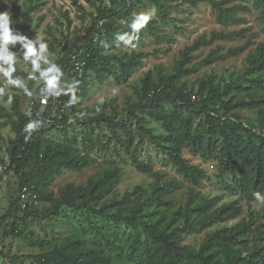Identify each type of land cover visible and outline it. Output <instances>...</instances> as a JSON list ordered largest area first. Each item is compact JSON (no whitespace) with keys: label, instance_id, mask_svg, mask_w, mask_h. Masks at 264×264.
<instances>
[{"label":"trees","instance_id":"obj_1","mask_svg":"<svg viewBox=\"0 0 264 264\" xmlns=\"http://www.w3.org/2000/svg\"><path fill=\"white\" fill-rule=\"evenodd\" d=\"M150 1L162 16L166 15L167 6L161 0ZM208 1L220 23L234 21L232 13L236 6L223 7V1ZM255 1L264 5V0ZM116 4L117 0H109L107 8L101 4L95 7L96 16L88 29L93 37L82 47V52L87 55L84 71H106L115 80H125L128 72L140 63L142 55L117 59L119 73H116L105 68L104 64L109 61V57L101 55L90 45L100 35V22L123 21L129 17L131 1L126 0L123 9H114ZM24 17L27 19L26 14ZM237 35V32H219L211 35L208 40L199 38L182 51L167 75L159 77L155 82L147 73L141 80L138 99L126 102L122 108L123 118L103 112L88 116L86 109L76 111L73 103L71 110L77 114L74 122L83 128L80 131L83 142L102 154V170L97 176L91 177L84 187L65 186L56 199L52 198V192L45 191L53 178L62 169L80 171L90 166L94 158L74 151L71 145H57L43 138L48 126L61 129L64 133L70 126L68 120L58 118L63 97L42 92L46 86L43 79L40 78L42 84L34 92L30 91V83L26 84L31 96L23 89L20 90L23 96L30 99L28 113L31 115L20 112L19 95H8L6 99L11 102V112L16 116L15 137L3 149V157L10 164L15 162L16 169H19L17 192L26 186L36 193L37 199L48 202L50 205L41 212L43 217L57 216L61 210L69 209L83 213L87 219L92 215L129 228L133 232L129 250L138 264H264L263 247L248 242V237L255 232L264 233L262 224L252 225L256 219L252 213L249 220L207 233L196 248L180 243L183 234L236 218L241 211L242 197L212 209V200L197 198L195 190H191L185 204L172 211L167 218L161 197L175 188L176 184L161 182L154 175L150 190L135 187L125 192L120 200L97 207L101 196L113 186L118 177L117 161H129L137 171L150 172V166L138 157V153L144 152L149 145L164 155L175 171L193 186L200 184L204 172L187 162L182 156L183 149L205 161H217L219 174L231 177L230 182L221 180L223 188L228 192L239 193L249 202L254 201V192L264 193V94L257 93L259 90L264 91V45H258L254 53L248 55L242 75L232 83L216 81L213 75L197 79L190 85L181 81L193 71L192 65L189 66L192 51L214 40H225ZM244 49L231 48L222 53L217 47L208 53L202 63L211 64L235 56ZM98 66L101 68L98 69ZM60 72L57 84L62 80L64 70L61 68ZM36 76L39 77V73ZM238 90L243 94L235 98L233 91ZM47 96L55 103L51 110L43 112V118L40 119L37 117L39 101ZM235 109H257V128L247 126L238 115L232 113ZM30 120H42L44 123L24 144L23 136ZM149 120L159 123L163 132L155 133L147 126ZM24 166H27V173L22 171ZM12 208L23 211L21 221L31 215V206L21 210L17 198L9 205L8 212ZM154 215L157 217L153 218ZM8 216L9 213H6L0 221ZM174 222L177 224L174 225ZM14 236H21L31 242L34 240L26 234L16 233ZM106 245L116 248L111 240ZM0 256L11 262L24 258ZM26 257L32 264H110L112 261L102 248L88 246L78 237L66 240L41 254Z\"/></svg>","mask_w":264,"mask_h":264},{"label":"rangeland","instance_id":"obj_2","mask_svg":"<svg viewBox=\"0 0 264 264\" xmlns=\"http://www.w3.org/2000/svg\"><path fill=\"white\" fill-rule=\"evenodd\" d=\"M129 1L132 4L129 17L123 21L105 24L100 22V35L90 44L91 48L98 50L101 55L109 57V61L104 64L105 68L116 73H119L117 59L135 54L142 55L140 63L128 72L125 80H115L106 71L87 70L81 77L70 73L72 56L78 55L77 57L83 60L87 56L82 52V47L93 37V33L88 32V29L96 16L95 7L101 4L107 8L109 0H75L74 3L71 0H0V12L10 13L17 31L30 39L39 36L45 38L49 46V59L64 70L63 78L58 85L64 86L69 83L77 85L74 99L71 93L60 94L65 107L58 118L68 120L70 126L66 128L65 133L61 129L60 131L48 126L43 138L53 144L71 145L74 151L92 156L94 161L80 171L62 169L45 188L46 192H52L53 199L58 197L59 191L65 186L84 187L91 177L97 176L102 170V154L83 142L80 132L83 128L74 122L77 114L71 110L73 103L76 105V111L86 109L88 116L103 112L108 115L114 113L118 118H123L122 108L126 102H135L138 99L144 76L150 73V77L156 82L159 77L167 75L179 60L182 51L193 45L197 39L208 40L211 35L219 32L238 33L237 36L225 40H214L190 53L192 59L189 66L192 65L193 71L181 79L187 85L209 75L215 76L216 81L234 82L242 75L248 55L254 53L258 45H264V5L255 0H215L223 1V7H237L232 13L234 21L226 24L217 20L216 11L208 0H161L163 5L167 6L165 16H162L150 0ZM125 6L126 0H117L113 8L118 10ZM153 7L156 9L155 17L149 19L146 24H141L142 14L148 13ZM217 47L222 53L231 48L245 49L235 56L211 64L202 63L208 53ZM18 49L19 45L12 50ZM17 56L18 62L13 77L23 78L25 84L29 82L30 91L34 92L40 87L42 80L39 77L35 80L28 79L31 67L26 65L22 53H17ZM41 67L44 69L47 65L42 64ZM100 68L101 66H98V69ZM0 88L4 89L0 94V218L9 213L8 218L0 221V254L6 257H24L11 262L8 258L0 256V264L2 262L32 264L26 256L41 254L76 237L88 246L102 248L110 255L112 259L110 264H138L129 250L133 232L122 224L103 221L92 215L87 219L83 213H75L69 209L61 210L57 216L43 217L41 212L50 204L40 199L31 206V215L25 221H21L23 211L12 208L8 212L9 205L17 197L19 169H16L15 162L10 164L3 157V149L15 137L16 121V116L11 112V102L6 97L19 95V109L24 114L28 113L30 99L21 94L22 89L8 85L2 75ZM233 93L235 98L243 94L239 90ZM257 93L264 94V91L259 90ZM42 98L47 100V104L40 106L37 113L40 119L43 118V112L51 110L55 103L51 97ZM232 113L238 115L247 126L257 128V109H235ZM147 126L155 133L163 132L160 124L153 120H149ZM182 156L190 165L204 172L198 186H193L178 174L167 158L149 145L144 152L138 153V157L150 166V172L137 171L129 161H117L118 177L113 186L101 196L97 207L120 200L125 192L135 187L150 190L154 175H157L161 182L176 184L175 188L161 197L165 203L164 212L167 218L172 211L185 204L191 190H195L197 198L212 200V209L242 197L241 211L236 218L212 223L203 230L183 234L180 237L182 244L196 248L207 233L249 220L251 213L256 215L252 225L264 226V206H257L254 201L249 202L245 196L225 190L221 180L230 182L231 177L219 174L217 161H205L187 149H183ZM22 171L27 173V166H24ZM156 217L154 215L153 218ZM173 224L176 225L177 222ZM16 233L29 235L34 240L31 242L21 236H14ZM110 240L116 248L106 245ZM248 242L264 249V233L255 232L248 237Z\"/></svg>","mask_w":264,"mask_h":264},{"label":"clouds","instance_id":"obj_3","mask_svg":"<svg viewBox=\"0 0 264 264\" xmlns=\"http://www.w3.org/2000/svg\"><path fill=\"white\" fill-rule=\"evenodd\" d=\"M156 9L153 7L148 13L142 14L140 17L141 24H146L149 19L155 17ZM14 22L11 19L10 13L0 12V75L6 79V83L10 86H14L19 89H23L29 96L31 92L27 90L25 81L23 78L16 76L13 77V73L16 71L15 65L18 62L17 53L23 54V60L31 66V72L28 79L35 80L38 77L35 73H39V78L45 82V88L42 92L48 95L59 96L62 92L64 94H72V98H75V90L77 85L75 83H69L61 86L57 84L60 78L61 72L58 65L49 59L48 44L45 42L43 36L30 39L28 36L17 31L13 26ZM122 38V37H121ZM19 45L17 51H13L16 46ZM47 65L42 69L41 65ZM4 92L3 88H0V94ZM31 115V113H27ZM42 120H30L26 125L28 132L37 131L43 126ZM254 203L257 206H264V193L254 192Z\"/></svg>","mask_w":264,"mask_h":264},{"label":"built area","instance_id":"obj_4","mask_svg":"<svg viewBox=\"0 0 264 264\" xmlns=\"http://www.w3.org/2000/svg\"><path fill=\"white\" fill-rule=\"evenodd\" d=\"M80 54V53H79ZM78 56V55H77ZM77 56H72L71 58V69L70 73H72L76 77H81L84 74V66L85 62L83 58H79ZM40 106L46 105L47 100L45 98H41ZM65 107V103L61 104V111ZM33 132L26 131L23 136V143L26 144L31 139ZM17 204L21 210L25 209L27 206H32L37 203V195L34 191L28 190L26 186H22L17 192Z\"/></svg>","mask_w":264,"mask_h":264}]
</instances>
